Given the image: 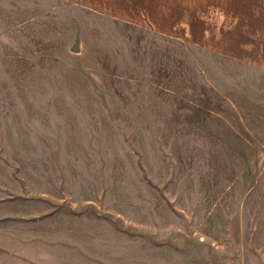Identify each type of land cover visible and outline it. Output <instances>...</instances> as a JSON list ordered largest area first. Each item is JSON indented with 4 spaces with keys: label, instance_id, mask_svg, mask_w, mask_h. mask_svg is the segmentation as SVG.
Masks as SVG:
<instances>
[{
    "label": "rangeland",
    "instance_id": "rangeland-1",
    "mask_svg": "<svg viewBox=\"0 0 264 264\" xmlns=\"http://www.w3.org/2000/svg\"><path fill=\"white\" fill-rule=\"evenodd\" d=\"M35 4L0 0V264H264V73Z\"/></svg>",
    "mask_w": 264,
    "mask_h": 264
},
{
    "label": "crops",
    "instance_id": "crops-1",
    "mask_svg": "<svg viewBox=\"0 0 264 264\" xmlns=\"http://www.w3.org/2000/svg\"><path fill=\"white\" fill-rule=\"evenodd\" d=\"M63 1L264 73V0Z\"/></svg>",
    "mask_w": 264,
    "mask_h": 264
}]
</instances>
